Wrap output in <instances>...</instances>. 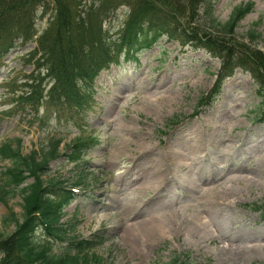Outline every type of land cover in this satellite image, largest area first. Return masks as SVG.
I'll return each instance as SVG.
<instances>
[{"label":"rangeland","instance_id":"374dc122","mask_svg":"<svg viewBox=\"0 0 264 264\" xmlns=\"http://www.w3.org/2000/svg\"><path fill=\"white\" fill-rule=\"evenodd\" d=\"M212 1L222 23L253 1L237 32L244 36L257 26L264 50V0ZM48 2L47 12L37 9L38 34L54 18ZM197 3L203 15L205 0ZM130 12L120 5L106 17L108 43L124 30ZM29 49L18 46L0 62V147L21 140L24 154H41L62 142V156L51 161L45 178L71 185L83 177L65 220H77L80 241L101 242L84 253L96 259L92 264H171L184 253H191L192 264H264V214L255 210L264 204V99L249 73L236 70L217 91L222 60L196 42L165 36L139 62L119 57L100 72L87 88L94 106L81 130L58 121L46 98L39 107L28 106L31 77L41 73L24 58ZM40 78L47 97L50 82L44 72ZM82 137L95 145L71 162V145ZM10 166L0 156V175ZM154 180H164L161 188L149 186ZM10 192L0 201L6 238L15 225L3 221L11 213L23 219L22 194ZM127 235L140 236L138 249ZM68 247L59 242L55 250Z\"/></svg>","mask_w":264,"mask_h":264},{"label":"trees","instance_id":"16d2710c","mask_svg":"<svg viewBox=\"0 0 264 264\" xmlns=\"http://www.w3.org/2000/svg\"><path fill=\"white\" fill-rule=\"evenodd\" d=\"M197 1L51 0L54 18L37 36V9L42 7L47 12L48 0H0V61L18 46L35 45L24 58L32 61L41 73H46L51 86L47 97L41 95L46 89L41 87V73L32 76L35 89L26 97L28 106L47 103L48 108L55 109L58 121L66 120L81 130L87 128V116L94 105L92 90L87 88L100 71L120 56L138 60L141 53L152 49L165 36L196 42L218 56L223 62L220 82L238 68L248 72L263 96L264 52L256 46L262 36L255 29L241 40L236 36L239 23L252 11L254 4L235 8L229 21L222 23L215 17L214 4L210 0H205L203 15L197 12L200 9ZM85 2L89 3L87 10L83 8ZM124 4L131 9L125 28L114 42L108 43L102 22ZM84 140L82 137L72 144V161H78L94 142L93 139ZM60 143V140L52 143L41 154L36 150L24 154L21 140L17 145L6 142L0 147L2 159L11 160V166L1 173L0 201H7L10 190L20 189L23 198L22 221H18L15 213L3 221L5 227L15 224L16 229L7 238L0 232V264L93 262L84 253L101 242L80 241L75 235L76 220L64 221L65 209L74 202L75 192L68 188L69 184L44 179L49 163L60 158ZM30 178L32 182L24 186ZM76 182L75 186H81L83 179ZM257 210L264 213V205ZM44 235L48 239L43 240ZM59 242L68 243L65 252H55ZM192 261L191 254L184 253L176 255L172 264H192Z\"/></svg>","mask_w":264,"mask_h":264},{"label":"bare ground","instance_id":"6f19581e","mask_svg":"<svg viewBox=\"0 0 264 264\" xmlns=\"http://www.w3.org/2000/svg\"><path fill=\"white\" fill-rule=\"evenodd\" d=\"M141 149L142 150H148L149 149V146H146V145H144V143H141ZM167 179V178H166ZM165 180V179H164ZM164 180H162V181H160V180H154L153 182H150L149 183V186L150 185H152L153 183L155 184V187L157 188V189H159V188H161V183H163V181ZM146 222V221H145ZM141 225H142V223H141ZM143 227H145V228H143ZM143 228V230L142 231H147V229L149 228V227H147V225L145 224V225H143V226H141V229ZM150 236H152V235H147V237H150ZM154 236H156V235H154ZM139 235H127V240H128V242H129V244H131L132 245V248H136V249H138V241L140 240L139 239ZM139 239V240H138Z\"/></svg>","mask_w":264,"mask_h":264}]
</instances>
